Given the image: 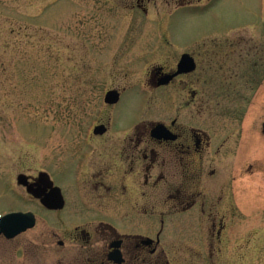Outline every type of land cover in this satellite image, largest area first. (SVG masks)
Listing matches in <instances>:
<instances>
[{"label":"rangeland","instance_id":"1","mask_svg":"<svg viewBox=\"0 0 264 264\" xmlns=\"http://www.w3.org/2000/svg\"><path fill=\"white\" fill-rule=\"evenodd\" d=\"M163 34L181 46L204 38L201 43L207 45L209 56L220 44L227 54L231 53L227 44L236 42L233 61L224 76L230 72L238 75L245 71L247 64L243 61H258L264 55V0H0V215L14 208L10 196L3 192V181L20 173L34 176L46 172L64 184L67 194L75 196L71 190L73 148L88 139L83 131L106 118V91L130 84L125 72L111 65L114 55L154 49L158 44L154 36ZM177 48L157 47L162 53L154 60L164 63L166 54H170L171 61L181 52ZM214 55L219 58V52ZM128 59L122 58V63ZM248 67L252 68L250 64ZM258 70L259 64L255 67L259 76ZM139 71L149 73L144 66ZM214 72L209 70L207 74V87L192 84L196 99H207L208 94V101L202 108L192 107L189 113L206 121V131L218 138L219 144L225 141L219 154L207 153L205 173L201 175L213 184L207 189L211 195L218 193L216 181L225 184L219 192L224 202L222 208H206L198 217L195 215V224L210 228L213 220L219 224L224 219L227 230L219 233V239L215 231L213 235L210 231L196 234L202 240L193 243L191 214L166 218L167 228L158 249L160 264H264V75L256 79L252 93L246 88L248 79L236 78L235 82H243L239 85L242 90H236L247 96L243 103L236 90L231 96L213 90L224 80ZM199 76L198 70L194 82ZM135 91L126 90L117 115L128 118L134 101L144 127L172 113L163 100L169 91ZM184 97L190 99L192 95L186 93ZM228 99L230 104L226 103ZM60 168L64 170L62 177ZM171 204L146 200L144 208L154 215ZM114 206L120 204L111 201L112 210L117 209ZM89 219L92 217L87 215L82 218L84 224ZM143 226L146 230L148 225L145 222ZM0 246V252L7 249ZM6 253L1 260H6Z\"/></svg>","mask_w":264,"mask_h":264},{"label":"flooded vegetation","instance_id":"2","mask_svg":"<svg viewBox=\"0 0 264 264\" xmlns=\"http://www.w3.org/2000/svg\"><path fill=\"white\" fill-rule=\"evenodd\" d=\"M164 35L154 36L158 38L155 40L158 44L154 49L129 56H125L126 52L123 51L114 55L111 65L119 66L129 77L130 84L125 88L112 87L108 90L117 92V103H104L106 118L83 131V136L88 139L73 148L74 155H71V160L74 162V170L70 180L73 181L71 190L75 191V196H72L74 198L70 193H66L62 182H58L46 172L34 176L20 173L19 175L26 176L25 184L19 183L18 177L3 181V192L10 196L9 203L14 208L0 217L13 213L32 214L35 224L12 238L0 234V245L7 247L2 248L0 252L3 258V254L7 252L6 260L0 259V264H5V261L15 264L16 260H20V264H160L161 253L158 249L167 228L166 218L180 214H188V217L191 214L189 221L192 225L189 230L191 238L195 240L193 243L202 240L200 236L198 240L196 234H207L210 231L209 234L213 235L215 231L219 239V233L227 230L224 219H220L219 224L213 220L210 228L195 224L198 214H202L206 208H222L224 197L219 192H223L225 184L219 185L216 181L218 193L211 195L207 189L213 184H208L207 179L201 175L205 173L203 170L208 160L207 153L219 154L225 141L219 144V139L206 131V121L189 113L192 107L199 105L202 108L208 101V94L207 99H196V91H191V88L192 84L197 82L207 87V74L210 70L225 80H222L225 83L219 81L214 86L213 90L219 89V95L231 96L232 91L242 90L239 85L243 86V82H235L236 78L248 79L246 88H250L252 91H248L252 93L256 79L264 75V55L260 56L258 61H243L247 64L245 71L241 70L238 75L230 72L226 77L225 70L230 69L229 64L234 57L231 53H234L238 46L236 42L227 44L231 53L227 54V50L223 49L224 44H220L219 49L211 50L213 54L209 56L207 45L201 43L204 38L195 41L194 46L192 42L181 46L175 41L172 43ZM165 46H177V50L181 52L172 57L171 61L170 54H166L167 60L158 64L154 59L162 52L158 51L157 47ZM218 52L219 58L214 55ZM185 55L189 58L185 68H189L193 63L194 70L178 74L167 83L160 84L166 76H173L177 72ZM122 58L129 59L122 63ZM239 58L240 61L243 59L240 54ZM258 64L259 76L255 72ZM141 66L147 67L148 75L139 71ZM136 70L140 72L138 77L134 74ZM198 70L200 76L194 82ZM139 89H151L152 92L159 90L161 93L169 91L170 95L164 93L167 96L163 100L171 106L169 110H172V113L164 119H155L148 127H144L142 119L140 123L138 118L140 115L137 113V102L132 101L128 118L117 115L126 90H136L139 94ZM186 93L191 94L192 98L186 99ZM236 94L241 95L240 102H246L247 96L243 97L239 91ZM229 99L227 104H230ZM144 101L149 102V99L145 98ZM231 102L235 103L234 100ZM158 125L165 127V134L156 138L152 132ZM100 126L104 128L103 132L95 133V129ZM262 132L264 134V123ZM226 139L227 142L230 141L229 136ZM214 160L210 158V161ZM63 172L60 168L59 176L62 177ZM210 174L212 175V171ZM87 187L90 188V195ZM59 193L63 206L53 208ZM230 198L229 201L236 208L232 194H229ZM44 199L53 200L48 201L51 206L43 203L46 202ZM155 199L172 204L161 213L158 211L157 214L149 215L148 213L153 211L145 210L144 201ZM111 201L119 203L120 207L114 206L117 209L112 210ZM101 202L103 203L98 204ZM86 215L92 219L84 224L82 218ZM145 222L148 225L146 230L143 226ZM174 232L175 230H171V233ZM164 264L171 262L166 261Z\"/></svg>","mask_w":264,"mask_h":264},{"label":"water","instance_id":"3","mask_svg":"<svg viewBox=\"0 0 264 264\" xmlns=\"http://www.w3.org/2000/svg\"><path fill=\"white\" fill-rule=\"evenodd\" d=\"M188 59H189L188 56H186V55L183 56L181 59V62L179 63L177 72L173 76H166L165 79L160 84L167 83L168 80L172 79L174 76H176L178 74L189 72L190 70L191 71L194 70V64L193 63H191L189 68H185L187 66ZM118 98H119V96H118L116 91H109L105 95L104 102L106 104H115V103H117ZM103 129L104 128L102 126L97 127L95 129V133H98V132L102 133ZM164 134H165V127H163L162 125L156 126L152 132V135L156 138H158V136L161 137ZM25 179H26V177L24 175L18 176L19 183L25 184V181H24ZM46 200L44 199V201H46ZM48 201L51 202L53 200H48ZM48 201L43 202V203L47 204V206H49V205L51 206V204ZM59 206L60 207L63 206V201H62V197H61L60 193H59V197H57L55 200V204L53 205V208H56ZM34 224H35L34 216L32 214H20V213L8 214V215H5V216L0 218V234H4L8 238H12L15 235H18V234L26 231L27 229L32 228L34 226Z\"/></svg>","mask_w":264,"mask_h":264}]
</instances>
